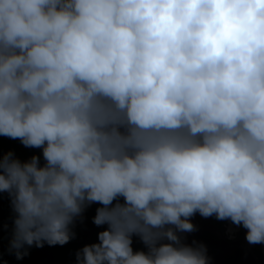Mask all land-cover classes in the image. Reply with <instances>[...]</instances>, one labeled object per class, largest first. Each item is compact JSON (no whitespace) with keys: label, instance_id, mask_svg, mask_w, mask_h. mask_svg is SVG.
<instances>
[{"label":"clouds","instance_id":"clouds-1","mask_svg":"<svg viewBox=\"0 0 264 264\" xmlns=\"http://www.w3.org/2000/svg\"><path fill=\"white\" fill-rule=\"evenodd\" d=\"M0 137V264L93 205L74 264H210L196 214L264 261V0H0Z\"/></svg>","mask_w":264,"mask_h":264},{"label":"flooded vegetation","instance_id":"flooded-vegetation-1","mask_svg":"<svg viewBox=\"0 0 264 264\" xmlns=\"http://www.w3.org/2000/svg\"><path fill=\"white\" fill-rule=\"evenodd\" d=\"M96 205L88 208L84 213L83 223L77 222L74 231L76 238L64 246L43 248L32 247L29 255L22 260H16L14 255H8L7 232L4 233V259L8 264H74L75 251L86 243L96 241L100 230L92 223ZM4 221L9 222V209L2 210ZM215 217L203 218L199 214L192 217L196 231L186 234L188 242L193 239L202 242L207 247L210 264H264L259 245H248L244 239L243 228L228 231L229 222L219 223ZM143 245L134 239L133 248L139 249Z\"/></svg>","mask_w":264,"mask_h":264},{"label":"trees","instance_id":"trees-1","mask_svg":"<svg viewBox=\"0 0 264 264\" xmlns=\"http://www.w3.org/2000/svg\"><path fill=\"white\" fill-rule=\"evenodd\" d=\"M0 145H2L4 150H8L9 148L13 149L15 151V153L17 154L18 157H20L21 159H26L27 157H29L33 151L37 152V154H39V150H34V149H27L24 148L19 141H13V140H9L7 138H3L0 137ZM9 209L8 207V201L7 198L5 197V199L2 202V210H6ZM224 221H220L219 223H223Z\"/></svg>","mask_w":264,"mask_h":264}]
</instances>
